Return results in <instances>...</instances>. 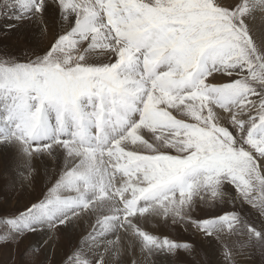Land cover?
Instances as JSON below:
<instances>
[{"label":"snow or ice","instance_id":"6c2138e0","mask_svg":"<svg viewBox=\"0 0 264 264\" xmlns=\"http://www.w3.org/2000/svg\"><path fill=\"white\" fill-rule=\"evenodd\" d=\"M54 7L67 28L56 32L33 61L0 66L7 69L0 72V156L19 146L28 180L33 156H51L62 149L70 165L66 188L72 192L79 182H88L90 169H79L98 152L122 155L125 140H139L154 149L141 131L167 130L170 136L157 139L171 151L187 154L148 158L149 167L142 169L148 186L140 190L161 201L165 219L173 212L207 235H213L215 226L233 231L240 223L235 211L195 221L184 215L195 190L222 182L231 184L264 217V51L253 41L245 19L257 7L264 12V0L231 5L220 0H96L88 6L55 0ZM48 10L49 0H0V16L34 19L41 36L49 31L44 15ZM76 35L83 39L74 40ZM97 37L105 41L107 60L91 66L85 54L93 50L89 45ZM77 47L76 60L65 55ZM213 104L233 113L230 128L222 129L227 142L202 146L190 135L180 139L192 125L173 111L196 122L209 121ZM109 130L115 138L108 136ZM59 184L60 176L40 200L24 209L28 217L9 220L18 244L27 232L67 223L64 217L75 201L61 193ZM247 227L255 238L264 239ZM143 235L149 248L172 252L191 247L168 236ZM0 242H6L4 236ZM77 258L78 253L69 255L66 264Z\"/></svg>","mask_w":264,"mask_h":264},{"label":"rangeland","instance_id":"374dc122","mask_svg":"<svg viewBox=\"0 0 264 264\" xmlns=\"http://www.w3.org/2000/svg\"><path fill=\"white\" fill-rule=\"evenodd\" d=\"M54 6L55 0H49V10L44 14L49 31L42 36L40 25L34 19L21 21L12 16H0V66H10L9 62L13 60L21 64L33 61L47 47L56 32H63L67 28ZM24 34L28 38H23ZM91 34H88L89 39ZM251 37L258 46L252 34ZM73 39L80 41L83 37L76 35ZM90 47L93 50L86 52V60L91 66H98L104 62L103 51ZM79 51L78 47L69 48L65 55L70 53L73 60H76ZM6 70L0 67V72ZM217 109L223 110L219 107ZM3 114L0 110V117ZM173 115L192 125L189 133H183L180 139H183L184 134L187 135L185 139L190 135L194 142L202 146L213 143L218 146L221 141L227 142L226 133L222 129L230 128V123L220 125L213 118L196 122L177 113ZM3 134L4 126L0 123V135ZM156 134L171 135L167 130ZM147 141L154 145V149L141 143L139 149H134L135 155L123 160L114 152V155H110L107 151H101L95 155L104 158L103 162L109 164V175L105 177L113 183L111 186L117 193L116 211L101 210L103 197L110 198V195L103 189V181L106 180L104 175L97 173L98 169L92 162L90 164L96 170L97 179L90 173L87 183L81 181L73 187L72 192H68V177L65 173L70 165L65 163L62 149H55L51 156H33L30 163L34 171L28 180L24 179L28 169L24 166L26 157L22 151L20 156H24V161H18L12 152L0 156V215L4 217L0 221V236L6 239L5 243L0 242V264H66V258L73 253H78V258L71 264H264V239L255 238L247 227L251 225L264 237V217L246 204L231 184L222 182L208 189L200 187L194 191L190 204L184 209V215L191 217L192 221L214 217L224 211L239 214L240 223L233 231L215 226L213 235L201 232L193 222L176 219L173 212H169L165 219L161 201L141 195L140 190L148 186L142 171L149 167L148 158L157 153H169L171 156L187 154L171 151L161 140L156 144L152 140ZM79 171H86L85 164ZM58 176L61 193L75 201L72 211H68L64 217L67 223L58 227H44L42 231L27 232L18 244L14 240L15 228L10 231L11 225H7L9 220L20 222L28 217L30 214L24 209L40 200L56 183ZM219 190L225 197L219 194ZM176 199H180L178 192ZM139 216L143 219L137 222L135 218ZM143 234L168 236L178 242L186 241L191 247H178L172 252L149 248ZM37 249L39 251H35Z\"/></svg>","mask_w":264,"mask_h":264},{"label":"bare ground","instance_id":"6f19581e","mask_svg":"<svg viewBox=\"0 0 264 264\" xmlns=\"http://www.w3.org/2000/svg\"><path fill=\"white\" fill-rule=\"evenodd\" d=\"M77 2L81 3L83 6H88V5H95L96 0H77ZM220 2H222L225 5H231L234 2H238V0H220ZM250 2H251V0H250ZM84 15H85V13L81 10V19H83V16ZM101 15H103V13H101ZM70 19H72V18H70ZM245 19H246L247 24L249 26V31L251 32V34L253 35V37L256 39V42L258 44V47L262 51H264V12L260 11L259 10V7H257L256 10H254L251 13V15L248 16V17H246ZM91 36H92V34H91ZM90 39H91V37H90ZM97 41H92V43L89 46H93V47L99 48L100 50L103 51V45H104L105 41L102 38H100V37H97ZM102 56H103V59L102 60L106 61L107 60V54H106L105 51H103ZM211 107H212V111H213V117L212 118L217 123H219L220 125H227V124L230 123V118H231V116L233 114L232 112H226L224 110H218L217 109L218 107H216V105H214V104L211 105ZM233 111H235V109H233ZM173 113H176V112L173 111ZM134 118H138V116H136ZM110 133H112L111 130H109L108 134H110ZM140 135H142L145 140H152L151 142L154 141L155 144L156 143H160L159 142L160 140L157 139V135H159V134H156V133H153V132H144L142 130L141 133H140ZM185 137H187L186 134L183 135V139H185ZM141 143L142 142H140L139 140L136 143H134V144L130 140L123 141L121 143L120 147L124 150V154L118 155L119 158H121V160H123L125 158H130V155L131 156L132 155H135L133 151H134L135 148L139 149L138 145L141 144ZM21 151H22V149L19 146H17L16 148L12 149V151H11L14 157L17 156L18 161H24V159H23L24 156H20ZM113 152L116 154L115 150H113ZM114 153H113V155H114ZM103 160H104V158L102 159V158H99V156H97V157L95 156L90 161H87L85 163V169H86V171H88L90 169L91 175L93 177L96 176V179L98 177L97 176V173H99L101 175H104V178L106 179L105 176L109 175L108 174V170H107L109 164L105 163V161L103 162ZM116 160H117V158H116ZM90 162H92L95 165V168L98 169L97 173H96V170H93L94 166H92L90 164ZM111 164H113V163H111ZM140 165H142V164H140ZM111 184H113V183L111 181H109V179H106L105 181H103V189H104V191H106L110 195L109 196L110 198H107V196H104L103 197V202H102V207H101L102 209L101 210H104V211L105 210L106 211H111V210H115L116 211V210H118V203L116 201V194L117 193L114 192V190L112 188L113 185L111 186ZM96 186H97V184H96ZM219 192H220V190H219ZM219 194L222 197H225V196L222 195L224 193H221L220 192ZM146 216L147 215L143 216V218L145 219ZM143 218L141 216H139V217L135 218V220L138 222L139 219H143ZM146 221H147V219H146ZM132 222H135V221L132 220ZM145 224H146V222H145ZM137 225H138V223H137ZM122 236H124V235H122ZM126 239H127V237H126Z\"/></svg>","mask_w":264,"mask_h":264}]
</instances>
